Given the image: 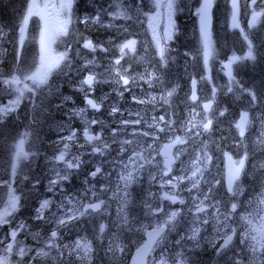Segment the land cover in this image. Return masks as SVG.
Listing matches in <instances>:
<instances>
[{"label":"rangeland","instance_id":"rangeland-1","mask_svg":"<svg viewBox=\"0 0 264 264\" xmlns=\"http://www.w3.org/2000/svg\"><path fill=\"white\" fill-rule=\"evenodd\" d=\"M36 2L58 4L60 0ZM238 2L236 22L239 26L234 27L232 0H216L214 23L209 32L211 55L205 62L197 13L200 0H174L171 39L161 41L165 48L164 57L168 56L172 61L161 59L153 38L154 31L163 36L168 24L164 9L161 8L158 20L150 26L149 16L157 11L154 0H96L94 5L73 0L68 34L56 37L51 44L53 56L67 52V58L49 75L47 83L38 87L39 95L35 98V101L40 100L43 106L46 105L48 115H56L54 121L47 124L42 139L34 138L30 132L32 122L19 125L14 119V127L6 126L13 132L8 139L13 134L15 137L9 143L5 153L6 162L0 169V189L3 190L0 208L8 201L9 185L17 197V191H23L27 204H20L19 198L17 209L6 218L8 223L0 225V257L6 256L9 264H126L127 255L143 240L144 230L166 223L175 212L176 217L180 214V220L187 226L186 236L180 237L181 241L175 247L179 264L187 260L186 254L203 249L202 244L195 242L196 231L200 228L204 231V245L212 247V264H264V249L252 240L259 217L246 216L243 211L238 213L237 207L235 210L230 209L231 204L238 205L237 194L244 190L240 179L230 193L225 192L223 183L225 153L238 161L245 156V147L235 139L221 144L213 132L216 114L213 107L206 111L201 107L203 101L193 103L189 100L190 80L194 77L201 100L210 99L213 105L215 99L232 103L235 115L232 127L238 138H243L248 130L263 128L260 114L264 106V84L256 86L249 78L248 70L264 57V39H259L249 27L253 10L260 11L264 7V0H257L255 5L252 0ZM49 12V25L55 27V13L52 10ZM262 22L264 18L258 23ZM43 25L44 21L40 19V29L34 31L27 24L24 44L21 46L19 29L12 37L0 22V95L3 97L0 105L3 107L16 99L15 87L22 85L10 87L2 81L13 75L23 78L37 68L24 65L19 60L16 66L18 51L20 56L30 50L26 46L28 41L35 43L31 51L37 66L39 64ZM257 30L258 27L255 32ZM87 40L96 46L94 51L84 47ZM128 40L136 41L135 51L125 49L122 56L120 46ZM249 52L251 58L248 57ZM234 57L240 59L233 60ZM28 59V56H24V60ZM118 59L120 63L117 65L115 61ZM225 62L227 69L223 66ZM117 71L120 75H117ZM89 75L95 76L91 87L82 84ZM162 75H167L168 79H163ZM120 76L128 78L129 84L124 85ZM55 77L63 87L48 86V82ZM27 83L31 84L30 81ZM169 92L172 93L170 96ZM88 99L97 103L99 108L88 105ZM30 105L26 91L4 120L15 111L29 117ZM243 112L248 113L249 123L244 136L240 137L235 125ZM209 120V130L204 131L203 124ZM85 130L99 139L88 142L84 138ZM25 133L27 139L24 150L28 157L19 160L13 172L15 145ZM177 136L184 143L174 149L176 159L172 171L175 175L164 179V166L158 151L164 141ZM256 148L259 150L261 147L256 145ZM62 152L65 153L64 160H57ZM205 154L211 159H197L198 155L204 157ZM117 161L121 163L120 170L139 174L138 179L144 180L148 188L144 195L148 205L144 210L130 207L132 199L127 180L131 183L132 175L130 179H123L125 177L119 175L99 174L105 163L107 169H112L113 163ZM69 163L74 166L69 168ZM82 165H87L86 173L73 174ZM196 168H200L201 172L195 178L181 179L191 177ZM201 174H209L208 179H205L206 190L222 181L225 194L215 200L217 209L215 203L208 204L201 200L202 194L197 197L194 190L189 193L191 189L186 181L189 184L196 183ZM72 176L85 183L88 189L93 187V181H98L99 192L107 189L108 182L116 185V197L105 195L104 200L93 202H105L108 208L113 200L111 208L95 220L89 233L82 230L80 234L82 240L92 242L90 259L83 248H77L76 241L69 242L68 238L62 236L59 223L62 218L49 234L45 228L42 233L31 231L19 215L20 212L30 216L33 214V220L39 219L45 224V220L53 214L51 209L54 208L55 191L72 188L73 182L69 181ZM54 180L57 182L52 183ZM165 193L176 196V201L164 199ZM44 201H48V207L38 212ZM201 205L205 206L204 211L196 212V208ZM84 206L76 204L71 214L79 216V213L92 211H85ZM147 214L146 218L140 219L141 215ZM238 219H242L239 229L235 223ZM66 220L68 224V217ZM101 225H104L103 232L100 231ZM177 228V225L172 224L158 240L160 246L165 245L167 253L172 244L169 235ZM14 230L15 239L11 236ZM53 232L57 233L55 238L51 236ZM229 234H232L231 240L227 246H223L222 241ZM9 244H12L11 252L7 250ZM20 249H24L23 256L19 254ZM73 249H77L78 256L69 258ZM200 255L202 257V253ZM160 264L166 263L163 261Z\"/></svg>","mask_w":264,"mask_h":264},{"label":"trees","instance_id":"trees-1","mask_svg":"<svg viewBox=\"0 0 264 264\" xmlns=\"http://www.w3.org/2000/svg\"><path fill=\"white\" fill-rule=\"evenodd\" d=\"M87 4L94 5L96 0H83ZM30 0H0V22L1 24L6 27L12 37H14L17 33V30L20 28V25L23 21L24 14L28 8ZM216 7V5H215ZM215 7L213 10V16L215 14ZM83 11H88V9H84ZM20 19L22 20L20 22ZM20 22V23H19ZM28 27L34 31L40 29V19L36 16H32L28 21ZM258 27L257 32L255 29ZM257 27L253 29L254 34L259 39H264V22L261 24H257ZM261 36V37H260ZM64 42L66 40L63 38ZM257 40L256 43L257 44ZM254 44V45H255ZM35 45L34 42L28 41L26 46L30 49L26 53H23L19 56V59L16 61V66H18V60L24 65H32L33 69L37 67L36 61L33 59L31 48ZM24 56H28V60H24ZM168 61H172L168 56L164 57ZM258 64L253 68L248 70V76L252 79L253 83L257 86L258 84H264V57L259 59ZM174 66V64L171 63ZM169 75V74H167ZM167 75H162L163 79H168ZM194 78V77H192ZM53 85L55 87H63V85L57 82V77L51 79L48 82V86ZM39 95V88H35L33 91L28 92V100L31 102L29 109L31 113L29 114V118L33 119V124L29 129L31 133H33L34 138L42 139L43 132L47 130V124L52 123L54 118L56 117L55 114L48 115V108L46 105H42L40 100H36L35 98ZM200 98H202L200 96ZM3 97L0 95V101ZM210 100V99H209ZM0 107H3L0 105ZM214 112L216 113L213 119V132L219 138L221 144H224L225 141L231 142L232 139L240 141L245 148H243L245 154H247L246 164L244 167L243 172L240 176V182L242 183L244 190L237 194L238 197V205H237V212H245L246 216L257 215L258 223L257 227L261 225L262 218H264V106L261 108V116H262V129H252L248 130L243 138H238L236 134V130L232 127L234 126L235 122V115L232 111V103L231 102H223V99L217 100L215 99L214 105H212ZM212 109V108H211ZM22 110V108H21ZM5 115L0 114L1 124L12 128L14 127V122L11 120V116H8L4 120ZM45 117V122L42 124L40 122L41 118ZM253 119V116H250ZM4 120V121H3ZM0 124V125H1ZM20 125V124H19ZM6 127V130H0V150L3 148V151L0 152V164L4 165L6 162L5 153L8 149L9 143L15 137V134L10 136L13 132ZM203 134L201 133L200 136ZM256 145L260 146L261 148L257 150ZM118 168L113 171L114 176L120 177H129L132 175L133 181L130 183L127 180V186L130 192V197L132 199L130 207H140L144 210V207L148 205V202L144 201V195L147 193L148 188L145 185L143 179H138L139 174H128V172H123L120 170L121 163L116 162ZM86 166L82 165L81 169L78 172H74L73 174H84L86 173ZM99 174H104L100 171ZM209 174H201L199 178L198 184L196 187H193V183L189 184L186 181V185H189L190 189L189 193L193 190L197 194H202L201 200L207 202L208 204H212L215 202L217 197L222 196L225 194L222 186V181L218 185H213L208 190L205 189V179H208ZM75 177L72 176L69 181L73 182L72 188H67L64 191H55L54 197V208L51 209L53 214L51 216L52 220L54 221L55 225H58L57 222L60 218L66 220L69 216H74L71 214V209L76 204H80L84 206V204H90L96 202L97 200H104L105 195L110 197L115 196V188L116 185L113 182H108L106 184L107 189L105 188L103 191L99 192L98 186L99 182L93 181V187L88 189L85 183H82L81 180H75ZM167 179V178H164ZM3 193V190L0 189V194ZM139 198V199H138ZM259 199V201H257ZM113 201V200H112ZM111 201V203H112ZM22 203V202H21ZM107 208L106 203H102L101 210L99 212H83V215L75 216L74 219H70L68 224H63L61 226L62 235L68 238L69 242H78V241H86L90 245V251L86 253V255L91 258V248L92 242L89 240H82L80 238L82 230L85 233H89L90 229L94 225L95 220L104 212L108 211L111 208ZM216 203V202H215ZM215 208L217 209V203ZM260 209V210H259ZM20 217L24 221V223L29 227V229L33 232L42 233L43 228H45L44 224L40 222L39 219L33 220L34 216L26 215L23 212H20ZM146 216L141 215L140 219L143 220ZM234 216V215H233ZM182 217H184L182 215ZM242 219L236 220L237 229H239L241 225ZM175 224L178 226L177 230L172 234L169 235V238L172 240V244L169 248L167 253V249L164 246H160L159 242L155 243V246L147 259L146 264H160L165 261L166 264H179L177 259L179 258L178 253L175 250L176 245L181 241V238L186 236L185 230L187 226L184 222L180 220V214L176 217L172 222L167 223L168 229L169 227ZM167 229V230H168ZM46 230V228H45ZM166 230V231H167ZM47 232V231H46ZM42 235V234H40ZM204 231L202 228L196 231V239L195 242L202 244L203 249L199 248L195 252L186 254L187 260L184 264H212L213 260V251L211 246L204 245ZM256 235V232H255ZM86 239V237H85ZM109 251V248H108ZM132 252V251H131ZM167 253V254H166ZM172 253L174 256L172 258ZM202 253V257L200 255ZM69 258H74L78 256L76 249H73V252L69 253ZM131 254V253H130ZM130 256V255H129ZM129 256L126 257V264ZM69 264V263H68ZM71 264V263H70Z\"/></svg>","mask_w":264,"mask_h":264},{"label":"snow or ice","instance_id":"snow-or-ice-1","mask_svg":"<svg viewBox=\"0 0 264 264\" xmlns=\"http://www.w3.org/2000/svg\"><path fill=\"white\" fill-rule=\"evenodd\" d=\"M257 3V0H252V4L255 5ZM73 6V0H60V2L57 3H43L39 4L36 2V0H30L28 8L26 10V13L23 17V21L20 25L19 28V44L23 46L24 40H25V32L27 30V24L29 19L32 16H39L42 21H44V25L41 29L40 33V49H41V54L39 58V64L36 68L35 71L31 72L28 75L23 76V78H20L19 76L13 75L9 79H5L2 81L3 84L8 85L10 87H15L18 85H22V87H15V91L17 93V97L14 101H11L9 106L0 108V114L6 115L8 112L14 110V107L18 105L20 99L24 96L25 92H30L33 91L35 88L40 87L43 84L47 83L49 75L57 68L60 67L61 63L66 60L67 58V52L64 53H59L55 56L52 55L51 53V44L54 41V39L58 36H63L68 34L69 30V25L71 24V9ZM154 6L157 9L156 13L153 15L149 16V21H150V26L153 21L158 20L159 16L161 15L160 9H164V15L166 16L168 20V24L165 27V31L163 36H160L158 33L154 31V40L156 42V47L158 50V54L160 55L161 59L164 58L165 54V48L161 41H167L168 39H171V30L174 28V24L172 22V10L174 7V0H154ZM212 7V0H203V3L201 4V7L197 10L198 15L200 16L201 20V35H202V42L204 46V57H205V62H207L208 57L211 55V40H210V33H209V22H210V16H209V11ZM49 10L54 11L55 17H56V24L55 27H51L49 25V17L51 13ZM239 12V2L238 0H232V19H233V26L238 27V23L236 22V17ZM115 15V14H114ZM122 15V13H121ZM261 18H264V7H261L260 11H255L253 10L252 12V17L249 21V27H254L260 20ZM2 35V33H0ZM247 39V37H245ZM135 45L136 41L135 40H128L125 43H123L120 46V52L123 56L125 53V49H127L129 52H134L135 51ZM84 47L92 49L93 51L95 50V45H93L92 41L87 40L84 44ZM17 57L19 59V51L17 53ZM248 57L251 58V52H249ZM240 59L239 57H234L233 60ZM115 63L118 65L120 63V60H116ZM117 75H120L119 72L117 71ZM151 79V77H149ZM120 79L123 81L124 85L129 84V79L120 76ZM27 81H30L31 84L27 83ZM95 81V76L89 75L87 76L84 81H82V84L88 85L91 87V85ZM195 81H193V85H195ZM231 90V89H230ZM172 93L169 92L168 95L170 96ZM255 99V97H253ZM154 99V98H153ZM193 100L196 99L195 92H193ZM143 102V101H141ZM87 104L90 105L94 109H98L99 105L95 103L93 100L88 99ZM211 107V102L208 104L204 105L205 110L207 111ZM115 111V109H113ZM163 120V117L160 118ZM95 123V121H93ZM249 123V118H248V113L243 112L241 114V117L239 121L236 123V128L239 130V134L241 137L244 136L246 126ZM211 125V121L209 120L207 123L203 124V130L208 131L209 127ZM195 127V125H193ZM163 131V129H161ZM74 135V134H73ZM86 139L88 142H92L93 140L99 139L98 136H92L90 135L87 130H85L84 133ZM264 135V134H262ZM27 139V133L24 134L23 138L20 139L17 144L15 145V154H14V160L12 163V169L13 172H15L18 162L21 159H26L28 157V153L25 152L24 150V145L26 143ZM69 139H72V137H69ZM184 140L177 136L173 141H171L170 144H167L164 146V150L162 152L163 155H165L166 160H165V168L170 169V165L173 162L174 158L170 154V149L177 144H183ZM261 143H264V141H261ZM105 147H107L105 145ZM65 148H67V145H65ZM96 151H100V149H96ZM225 157L228 160L227 164V183H228V191L233 192L234 188L233 185L236 184V182L240 179L241 173L244 170L245 167V160L247 159V154L245 156H242L238 161L234 160L232 156L229 153H225ZM65 158V153H61L58 157L57 160H64ZM198 160L203 159V160H210L211 157L207 156L206 154L204 157H200L198 155L197 157ZM195 164L196 161H193ZM74 165L71 163L68 164V167L71 168ZM264 166V165H262ZM97 172L99 169L96 170ZM201 172L200 168H196L195 171L192 172L191 177H182L181 179L188 178V179H193L195 178L199 173ZM95 175V173H93ZM66 177H59V179H65ZM129 177L123 178V179H130ZM57 181H52V183H56ZM171 183V182H169ZM198 184V181L193 184V187H196ZM175 187V185H173ZM164 199L171 200L173 202L176 201V196L174 195H169L168 193L164 194ZM18 201L19 197H17L14 192L11 189V186L9 185V198L8 201L5 203L3 208H0V225L8 223V220L6 219L9 217L18 207ZM264 203V201H261ZM103 202L95 203V204H88L85 205V211L91 209L92 211H97L101 208V204ZM182 203V201H181ZM48 207V201L42 202L40 208L37 210L38 212H42L45 208ZM237 207L236 204L232 205V209L235 210ZM198 212L204 211L203 208H197ZM80 215H83L84 213H79ZM176 213L173 212L169 217L167 222H171L172 220L175 219ZM75 216H69L68 219H74ZM166 222V223H167ZM59 223L61 225L67 223V220H60ZM23 225H21V228ZM165 225L161 224L158 225L157 227L153 228L151 232L147 233L148 240L145 242V244L138 249V256L142 260L144 256H146L151 250L153 244L156 242L157 238L160 237L161 233L164 231ZM256 232V235L252 236V240L255 242V245H258L259 248L264 249V218H262L261 225L259 227H256L253 229ZM100 231H104V225L100 226ZM57 235L56 232H53L51 234L52 238H55ZM11 236L13 239L16 237V231L14 230L11 233ZM231 237H228L224 241L223 246H227V244L230 242ZM51 244V241H50ZM222 246V247H223ZM77 248H83L85 250V253L90 251V245L84 241H78L77 242ZM9 252L12 251V244L8 245ZM254 251L256 250L255 247L253 249ZM19 254L21 256L24 255V249H20ZM43 255H46V253H42ZM0 264H9V261L7 257H0Z\"/></svg>","mask_w":264,"mask_h":264},{"label":"water","instance_id":"water-1","mask_svg":"<svg viewBox=\"0 0 264 264\" xmlns=\"http://www.w3.org/2000/svg\"><path fill=\"white\" fill-rule=\"evenodd\" d=\"M213 1H214V0H212V7H211V9H210V11H209V16H210V22H209V28H208L209 31H210V29H211V25H212V8H213ZM202 3H203V0L200 1L199 8L201 7V4H202ZM199 23H200V27H201L200 16H199ZM223 66H224L225 69H227V68H228V66H227V62H225V63L223 64ZM193 81L196 82V80H195L194 78H192V79L190 80V100H191V101H196V100L198 99V88H197V84H196V83H195V85H193ZM193 92H195V96H196V99H195V100L192 99V97H193ZM209 102H211V105H212V101H205V102L202 103L201 106H202V109H203V110H205L204 105H205V104H208ZM240 117H241V115L239 116V118H238L237 121H239ZM239 135H240V134H239ZM172 141H173V140H172ZM170 143H171V142H164V143H162V145H161V147H160V149H159V151H158L160 157L163 159L162 164H163L164 168H165V160H166V157H165V155L162 154V152H163V150H164V146L167 145V144H170ZM175 146H176V145H174V146L170 149V154H171V156H172V151H173V149L175 148ZM172 157H173V156H172ZM173 158H174V157H173ZM173 163H174V160H173V162L171 163V165H172ZM227 164H228V160H227V158H226V160H225V162H224V175H223V182H224V187H225L226 192H227V193H230V192L228 191V183H227ZM171 165H170V169H166V168H165V171H164V173H163L164 176H167L168 173L170 172V170H171ZM94 204H95V203H94ZM198 208H203V209H204L205 206H204V205H201V206L198 207ZM230 209L233 210V209H232V205L230 206ZM97 211H98V210H97ZM196 212H198V211H197V208H196ZM164 225H165V228H164V231L161 233L160 237L162 236V234H163V233L165 232V230L167 229V225H166V224H164ZM155 227H157V226H155ZM155 227H151V228L145 230V232H144V234H143V240H142V242H141L139 245H137V246L133 249V251L131 252V255H130L128 261H127V264H146L147 257H148V255L150 254L151 251H150L146 256H144L143 259L141 260L140 257L138 256V249H140V248L145 244V242L148 240L147 233H148V232H151L152 229L155 228ZM160 237H158L157 240H158ZM228 237H232V234H229L225 239H227ZM157 240H156V241H157ZM153 245H154V244H153ZM152 247H153V246H152Z\"/></svg>","mask_w":264,"mask_h":264},{"label":"bare ground","instance_id":"bare-ground-1","mask_svg":"<svg viewBox=\"0 0 264 264\" xmlns=\"http://www.w3.org/2000/svg\"><path fill=\"white\" fill-rule=\"evenodd\" d=\"M11 120L14 122V124H15V120L17 121V122H19V124L20 123H25V122H32L33 123V119H30L26 114H24V113H22V112H17V111H15V112H13V113H11ZM15 119V120H14ZM40 122L42 123V124H44V122H45V117L44 118H41V120H40ZM1 124V123H0ZM6 130V126L5 125H3V124H1L0 125V130ZM1 168H3L2 167V165L0 164V169ZM118 168V165H116L115 164V162L113 163V168L112 169H107L106 168V163L102 166V168H101V172H103V173H113V171H115L116 169ZM225 192H226V190H225ZM17 193H18V196H19V198L21 199V202L22 203H24V204H27V202H26V199H25V197H24V193H23V191H21V190H18L17 191ZM227 193V192H226ZM215 203V202H214ZM216 204V203H215ZM31 216H34L33 214H31ZM44 226H45V228H46V231L50 234V232L52 231V228H53V226H56L55 225V223H54V221L52 220V218H49V219H46L45 220V224H44ZM63 236V235H62ZM64 237V236H63ZM76 251H77V249H76Z\"/></svg>","mask_w":264,"mask_h":264},{"label":"flooded vegetation","instance_id":"flooded-vegetation-1","mask_svg":"<svg viewBox=\"0 0 264 264\" xmlns=\"http://www.w3.org/2000/svg\"><path fill=\"white\" fill-rule=\"evenodd\" d=\"M96 150V149H95ZM173 155H174V152H173ZM162 175H163V172H162ZM175 174H173V171L171 170V172L169 173V175L167 176V177H165V178H169V177H171V176H174ZM223 243H224V241H222Z\"/></svg>","mask_w":264,"mask_h":264}]
</instances>
